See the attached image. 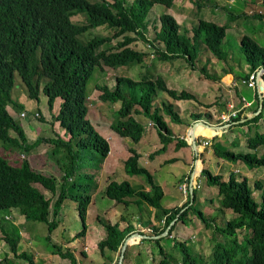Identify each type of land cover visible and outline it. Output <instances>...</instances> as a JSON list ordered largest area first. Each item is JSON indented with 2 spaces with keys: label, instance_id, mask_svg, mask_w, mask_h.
<instances>
[{
  "label": "trees",
  "instance_id": "obj_1",
  "mask_svg": "<svg viewBox=\"0 0 264 264\" xmlns=\"http://www.w3.org/2000/svg\"><path fill=\"white\" fill-rule=\"evenodd\" d=\"M175 1L0 0V141L19 148L25 153L40 141L50 142L51 153L57 156L54 167L59 174L57 178L55 174L32 165L25 157H21L18 163H10L0 157V208H16L23 216V220L44 222L48 234L57 224L55 216L65 194L66 180H70L71 189L68 190V194L74 200L76 214L81 222L80 229L74 234H84L86 207L90 200V179L98 169L99 162L106 156L107 159L111 158L107 139L98 133L86 116L88 107L85 83L93 68L100 67L101 63L115 67L141 62L148 53L137 48V39L147 42L153 48L152 57L157 59L170 60L180 57L189 67L194 68L195 61L199 60L201 51L204 49L223 60L222 73L231 71V66L226 62L227 52L221 47L225 23H216L212 19L199 17L190 26L188 35L179 31V23L168 12H161L156 18L149 17L153 4L159 3L168 7ZM249 2L250 0H246V3ZM193 4L196 8L201 3L196 1ZM76 14H82L83 19L74 20L73 17ZM254 14L259 18L264 17L261 13L254 12ZM153 20L156 22H152L153 35L147 37L149 21ZM98 25L109 28L110 35H94L85 42L77 38V34ZM118 36L120 38L116 39L114 44L101 47L103 43L110 42L111 38ZM239 49L248 70L240 76H235L246 78L249 72L264 65V47L251 36L242 34L239 36ZM206 64V60H202L198 67L202 76L213 81L217 80L219 75L214 73V69L209 71ZM14 73L18 75L30 97L37 99L39 90L46 96L49 109L53 99L60 98L59 106L51 115L53 120L68 133L67 139L56 135L55 137L37 136L32 141L26 140L22 126L6 109V106L19 108L10 95ZM259 84L262 96L259 112L243 121L235 122L254 126L253 132L246 133L243 140L235 134L231 140L225 139L222 142L237 145L241 140L246 150L233 151L228 147L220 148L218 145L213 146L211 140V152L216 157L242 161L250 168L264 166V112L262 113L264 71L261 72ZM95 86L99 90L96 95L98 101L118 103L115 108V118L109 122V127L118 135L127 136L131 143H137L146 128L145 124L154 127L160 145L151 151L149 156L165 150L175 138L176 140L171 143L174 148L189 145L188 134L185 137L174 136L164 117L180 122L181 118L172 100H196L193 92L168 86L159 73L154 77L147 74L138 79L117 74L110 87L106 84ZM157 91L164 92L167 99L160 98L155 101ZM253 98V107L245 113L242 112L245 106L239 108L233 120L243 118L256 109L255 89H253ZM203 104L209 106L211 102ZM35 115L40 120H44V117L37 112ZM189 115L194 121L200 119L202 115L209 117L211 114L208 110H204L203 112L192 111ZM140 116L145 117L146 121L142 122ZM260 118H262L261 121H259ZM235 123L228 124L226 129H230ZM10 130L14 131L16 136L9 135ZM213 131L220 133V129L198 126L195 134L210 136ZM195 143H199L196 135ZM196 147L199 148V146ZM206 150L204 147L196 156L191 155V158H196L197 161L194 175L199 169L198 174L203 176L205 182L215 186L219 206L230 208L237 213L235 217L225 220L221 226L222 229H227L231 236L229 242L236 246L233 248L229 245L221 248V244L217 242L209 258L196 261L184 248L182 241L172 239L171 246L176 247L178 243V248L181 250L180 261L178 260L177 264H264V183L259 179L253 181V186L260 190V202L257 206L251 197L246 176L236 177L230 171L226 179H222L221 174L212 173L207 167H200L199 161ZM125 153L126 155L121 158L124 172L141 175L145 186L134 187L126 179H109L105 182L103 194L115 203H120L123 206L122 211L131 204H134L135 208H139L143 203L148 204L155 208V219L161 222L151 224L147 220L140 221L149 230L144 232L136 228L133 222L129 221L131 217L127 218L123 213L119 215L118 221H100L104 234L97 240L96 246L103 256L101 264H116L120 245L126 235L133 231L147 235L160 233L178 211L177 218L181 219L195 199L196 187L193 180L191 181L192 190L189 192L187 189L182 203L171 207L162 206L160 203L163 195L162 187L155 182L150 170L139 163L140 153L131 145L125 149ZM190 169L191 165L188 171L179 177V180L185 181L186 188H188ZM34 182L47 189L49 194L45 195L34 185ZM185 204L187 205L180 209ZM196 210L201 215V211ZM209 219L210 217L205 216L202 218L205 226L210 223ZM120 221L123 222L121 226ZM174 223L175 221L162 236L131 239L124 248L121 264H147L145 260L148 259L152 264H175L176 258L171 261L169 258L174 259V257L166 253L159 243L163 236L170 235ZM242 226L247 231L241 235L240 241H237L236 235L232 233L235 228ZM0 228V237L6 240L13 254L26 257L28 264H33V254L25 251L16 252V238L6 226L2 225ZM142 241L151 243V246L147 247L146 251L137 249L133 260L129 252L131 246ZM152 245H156L157 254L160 255L157 261H155ZM54 250L61 256L68 257L70 264H76L68 248L62 249L61 245L57 244ZM80 253L85 254L83 250Z\"/></svg>",
  "mask_w": 264,
  "mask_h": 264
},
{
  "label": "rangeland",
  "instance_id": "obj_2",
  "mask_svg": "<svg viewBox=\"0 0 264 264\" xmlns=\"http://www.w3.org/2000/svg\"><path fill=\"white\" fill-rule=\"evenodd\" d=\"M196 1L201 4L195 8L193 3ZM150 12L149 17L151 18H156L161 12L172 14L179 23V31L183 34L187 33L188 35L190 34V26L195 23L196 18L199 17L212 19L216 23H225L226 27L224 29L225 32L221 47L227 52V55H230L226 57V62L231 66L230 72L235 78H237L235 75L240 76L248 70L247 64L239 49V36L247 34L256 40L259 45L264 47V17L259 18L254 14V12L264 14V0H250L249 3H246V0H176L168 7L155 3L150 8ZM234 14H236V16H234ZM73 19L81 20L83 19V15L76 14ZM149 20L151 19L149 18ZM152 22L156 23L154 20L151 22L149 21L148 30L146 32L147 37L153 35ZM110 33L111 30L109 28L98 25L77 34V38L85 42L91 36H107L110 35ZM128 33L132 34L131 32ZM118 38H120V36L111 38L110 42L103 43L101 47L114 44L115 40ZM137 40V48L143 49L148 53L141 62H135L127 66L118 65L115 67H110L101 63L100 67L93 68L85 83L87 93L86 103L88 107L86 116L92 122L98 133L107 139L110 145L109 155L111 158L107 159V156L103 158L99 162L98 169L90 179V200L86 207L84 234H74L80 229L81 222L76 214L74 200L68 194V190L71 189L70 180H66L65 194L62 198L58 213L55 216L57 224L48 234L44 222L23 220V216L19 215L16 208H0V227L2 225L6 226L7 230L16 238V252L25 251L26 253L33 254V264H70L68 257L61 256L54 250V246L57 244L61 245L62 249L68 248L69 251L72 252L76 264L98 262L100 259H103L102 254L99 253L96 246L97 240L103 237L104 234L103 226L100 221H118L119 215L122 213L127 218L131 217L129 221H132L136 228L144 232H148L149 230L140 221L147 220L150 221L151 224L161 222L155 219V208L148 204L143 203L139 208H135V205L131 204L125 211H122L123 206L120 203H115L112 199L103 194L105 182L109 179H126L134 187L145 186L144 179L141 175L126 173L122 168L121 158L126 155L125 149L128 145L133 146L140 152L138 158L139 163L150 170L155 182L162 187L163 195L160 199L162 206L171 207L176 204L179 205L185 199V194L179 189V184L183 182V180H179V177L186 173L185 171H188L189 164L192 166L193 158H191V155H194V152L191 144L174 148L171 143L176 140L175 138L165 150L158 151L149 156V153L160 145L154 127L145 124L146 128L137 143H131V140L127 136L118 135L109 127V122L115 118L114 113L118 103L111 104L109 102L98 101L96 95L99 90L95 85L106 84L110 87L114 83V76L117 74L128 75L133 79H138L143 75L150 74V76L154 77L159 73L164 77L168 86L176 89L184 88L193 92L197 101L193 99H176L179 101L180 122H174L169 120L166 116L164 117L168 126L171 128V132L183 137L187 136L186 128L193 121L189 119V112H196L197 106L201 109V106H205L203 103L208 102H211V105L205 107L212 106V108H215L221 97H224V91L230 94L234 85L230 84L228 81L227 84L229 86L226 85L227 87L223 84H217L219 83L220 77L223 75L221 71V65H224L223 60L216 58L208 51L206 54L204 49L201 51L199 60L195 61V66L193 68L189 67L180 57H174L170 60H160L154 56L152 57L153 48L149 46L147 42L141 39ZM202 60H206L209 71L214 69V73L219 75L218 80L213 81L202 76L198 69ZM209 66L213 67L210 68ZM238 87L241 92H243L244 98L246 100L247 98L249 99V88L244 87L243 84H239ZM227 88H229V90H226ZM10 95L13 101L19 105V108L6 106V109L22 126L27 141H32L37 136L55 137L59 135L63 139L68 138V133L53 120L51 115L55 113L59 106V97L53 99L51 108L49 109L46 103V96L39 90L37 99L30 97L26 87L16 73H14ZM160 98L167 99L164 92L158 91L155 101H158ZM172 101L174 102V100ZM235 107H241L239 98L236 100ZM21 111L23 115L20 114ZM35 112L42 115L44 120H40L37 115H35ZM245 112L246 110H244V113ZM263 112L264 109L262 110V113ZM214 113L217 115L216 111H214ZM139 118L142 122L146 121L145 117L140 116ZM203 119L204 118H202V120ZM261 119L262 118H260L259 121H261ZM234 121L235 120H233L232 123H235ZM253 130L254 126L250 124L235 123L232 124L231 128L228 130L224 127L220 130L219 134L213 133V138L211 140L213 141V146L218 145L220 148L228 147L233 151L246 150L241 140H243V136L246 133L253 132ZM221 134L222 136H220ZM235 134L241 139L237 145L222 143L225 139L231 140ZM9 135L16 136L12 130L9 131ZM201 137L202 135H198V139ZM51 146L52 144L50 142L40 141L25 153L24 151H20L19 148H15L0 141V157H3L10 163H18L21 157H25L32 165L51 172L59 178L56 167H54L56 166L55 161L57 156L51 153ZM205 147L207 150L203 152V156L199 161L200 167L204 166L212 173L221 174L222 179H226L230 171H232L236 177L246 176L251 191V197L258 206L260 202V190L253 186V181L259 179L264 183V166H252L250 168L242 161H230L216 157L211 152L210 144ZM196 148L199 152L203 149L202 146ZM49 166L53 167L50 168ZM197 172L192 176V182L196 180L198 184L195 188V199L192 206L188 208L181 219L177 218L179 211L171 218L175 223L170 231V235L168 237L163 236L159 241L166 253H170L174 257V259L171 257L169 259L173 261L176 258L174 261L175 264L178 263V260L180 261L181 250L178 248V243L176 247L171 246L172 239L175 241H182L185 246L184 248L196 259V261L209 258L213 246L217 242L221 244V248L229 245L233 246V248L236 246L229 242L231 236L227 232V229H222L221 226L225 220L235 217L237 213L233 212L230 208H222L219 206L215 186L206 183L203 176L197 174ZM34 185L45 195L49 194V191L39 183L34 182ZM187 204L183 205L180 209ZM196 209L201 211V215L197 213ZM7 212L10 215L8 216L7 214V216L3 217L4 213ZM204 216L210 217V223L207 226H205L206 224L202 220ZM48 217L50 218V214H48ZM119 224L121 226L123 222L120 221ZM246 231L247 229L242 226L235 228L232 234L236 235L237 241H240L241 235ZM150 246L151 243H145V241L134 245L132 244L129 251L132 259H135L137 249L146 251V248ZM82 250L85 252L84 255L80 253ZM153 254L155 255V261H157L160 255L157 254L156 245L153 246ZM145 261L148 264L149 259ZM28 262L26 257L13 254L6 240L0 237V264H28ZM149 264H152V262H149Z\"/></svg>",
  "mask_w": 264,
  "mask_h": 264
},
{
  "label": "crops",
  "instance_id": "obj_3",
  "mask_svg": "<svg viewBox=\"0 0 264 264\" xmlns=\"http://www.w3.org/2000/svg\"><path fill=\"white\" fill-rule=\"evenodd\" d=\"M205 51V53L207 52L206 50H204ZM207 54V53H206ZM228 56H230V55H228ZM208 59V58H207ZM219 79V78H218ZM217 79V80H218ZM239 79H240V77L238 76L237 78H235L234 76H233V74L231 73V72H225V73H223V75L220 77V80H219V83H217L218 85L220 84V85H227V86H229L228 84H227V81L228 82H234L235 83V85L233 86V88H232V91H231V93L229 94V93H227V92H225L224 91V97H221V99L217 102L218 104H216V106H215V108H212V106H210V107H205V106H201L202 108L200 109L198 106L196 107V111H199V112H203L204 110H208L209 111V113L211 114L209 117H205V116H203L202 115V117L200 118L201 120H202V118H204L203 119V121L205 120V122H207V123H209V124H212V125H215L217 122H218V113L220 112V111H222V110H224L225 109V102L226 101H232L233 103H234V106L236 105V100L238 99V97H239V95H244L243 94V92H241V90H240V88L238 87V85L239 84H242V83H240L239 82ZM226 86V87H227ZM243 86L244 87H246V88H249V95H250V97H249V99L247 98V100L249 101V104L247 105V106H245L244 108H243V110H242V112H244V110H246V111H248V110H250L252 107H253V102H254V98H253V89L252 88H250V87H247L245 84H243ZM226 90H229V88H227ZM157 93H158V91H157ZM173 102V101H172ZM173 103H175V105H176V107H177V112H178V114L180 115V108H179V101L178 100H174V102ZM241 104V103H240ZM214 111H216L217 112V115H215V113H214ZM190 113V112H189ZM190 119V118H189ZM214 119V120H213ZM190 120H192V119H190ZM188 128H189V125L187 126V128H186V133H188ZM226 128H227V126H226ZM171 129V128H170ZM215 134H219L218 132H216L215 131ZM231 134H234V133H231ZM173 135L174 136H176V137H183V136H181V135H179V134H174L173 133ZM200 135H202V137L204 136V137H207L208 138V141H209V144H210V142H211V138L209 137V136H207V135H203V134H200ZM212 137V136H211ZM229 137V136H228ZM27 140V139H26ZM122 140V139H121ZM200 140H201V138H200ZM227 140H229V139H227ZM202 146L200 143H197V145L196 146ZM129 146V145H128ZM128 146H126V148L128 147ZM206 145H204V146H202L203 148L205 147ZM138 151V150H137ZM243 151V150H242ZM139 152V151H138ZM193 152L195 153V152H197V154H198V150H197V148L195 149V150H193ZM140 153V152H139ZM195 155V154H194ZM190 165V164H189ZM50 168H51V166H49ZM48 167V168H49ZM185 172H187V171H185ZM154 178V177H153ZM40 190V189H39ZM176 205H178V204H176ZM7 214H8V216L10 215L8 212L7 213H4V215H3V217H5V216H7ZM20 216H21V214H19ZM85 246V245H84ZM86 248V247H85ZM114 259V257L112 258V260ZM102 260L103 259H100L98 262H94V263H90V262H87L86 264H98L99 262V264H101L102 263Z\"/></svg>",
  "mask_w": 264,
  "mask_h": 264
},
{
  "label": "water",
  "instance_id": "obj_4",
  "mask_svg": "<svg viewBox=\"0 0 264 264\" xmlns=\"http://www.w3.org/2000/svg\"><path fill=\"white\" fill-rule=\"evenodd\" d=\"M264 71V65L262 66H259L256 70H255V91H256V95H257V107L254 111L250 112L248 115H246L245 117L243 118H240L238 120H236V122L238 121H243L255 114H257L261 108V105H262V96H261V92H260V84H259V80H260V75H261V72ZM201 124V125H205V126H210L212 127L213 129H215L216 127H219L221 128V125H212V124H209L201 119H197V120H194L190 123L189 125V131H188V142L189 144H191V147H192V150H195L196 149V143H195V134H193L191 132L193 126L195 124ZM226 126H228V124H226ZM225 126V127H226ZM212 135H210L209 137L211 138ZM194 154H197V152H195ZM195 161L196 159L193 158V164H192V167L190 169V172H189V180H188V184H187V187H188V191L191 192L192 190V174H193V170H194V165H195ZM199 173V170L198 172ZM189 197H190V200L192 198V195L191 193L189 194ZM173 222V220L171 219L168 224L164 227V229L158 233V234H155V235H147V234H143V233H140L138 231H133L131 233H129L128 235H126L123 240H122V243L120 245V248H119V253H118V256H117V260H116V264H121V259H122V256H123V251H124V248L126 246L127 243H129V241L133 238V237H136V238H148V237H151V238H154V237H159V236H162L164 235L170 224Z\"/></svg>",
  "mask_w": 264,
  "mask_h": 264
},
{
  "label": "built area",
  "instance_id": "obj_5",
  "mask_svg": "<svg viewBox=\"0 0 264 264\" xmlns=\"http://www.w3.org/2000/svg\"><path fill=\"white\" fill-rule=\"evenodd\" d=\"M239 82L242 83V84H245L247 87H250L252 89H255V71L249 72L247 74V77L246 78H240L239 79ZM229 83L232 84V85H235L234 82H232V83L229 82ZM238 98L240 100L241 107L246 106V105L249 104V101L246 100L243 95H239ZM238 109L239 108L235 107L234 106V103L232 101H226L225 102V109L222 110V111H220L218 113V122L215 125H221V128H220V130H221V129H223L226 126V124L232 123L233 117L236 115V112L238 111ZM20 114L23 115V112L21 111ZM234 122H236V120ZM213 133H215V131H213ZM195 135L198 136L200 134H195ZM199 141H200V144L202 146L209 144L208 138L207 137H204V136H203V138H201V140L199 139ZM192 164H193V162H192ZM188 180H189V176H188ZM194 186L195 187L198 186L196 180H195ZM179 189H180V191H182L186 195V192H187V189L188 188H186L185 181H183V182H181L179 184Z\"/></svg>",
  "mask_w": 264,
  "mask_h": 264
},
{
  "label": "bare ground",
  "instance_id": "obj_6",
  "mask_svg": "<svg viewBox=\"0 0 264 264\" xmlns=\"http://www.w3.org/2000/svg\"><path fill=\"white\" fill-rule=\"evenodd\" d=\"M198 126H203L204 128H210V129H213L212 127H210V126H205V125H201V124H195L194 126H193V128H192V130H191V132L193 133V134H195V129H196V127H198ZM219 127H216L215 129H218ZM196 166H197V161H195V165H194V173H195V171H196ZM194 173L192 174V176H194ZM134 238H136V237H133L132 239H134Z\"/></svg>",
  "mask_w": 264,
  "mask_h": 264
},
{
  "label": "clouds",
  "instance_id": "obj_7",
  "mask_svg": "<svg viewBox=\"0 0 264 264\" xmlns=\"http://www.w3.org/2000/svg\"><path fill=\"white\" fill-rule=\"evenodd\" d=\"M36 113V112H35ZM188 134V133H187ZM197 145V144H196ZM197 154H195V156H196ZM193 162V161H192ZM190 172V171H189ZM198 174V173H197Z\"/></svg>",
  "mask_w": 264,
  "mask_h": 264
},
{
  "label": "flooded vegetation",
  "instance_id": "obj_8",
  "mask_svg": "<svg viewBox=\"0 0 264 264\" xmlns=\"http://www.w3.org/2000/svg\"><path fill=\"white\" fill-rule=\"evenodd\" d=\"M192 167V166H191Z\"/></svg>",
  "mask_w": 264,
  "mask_h": 264
}]
</instances>
